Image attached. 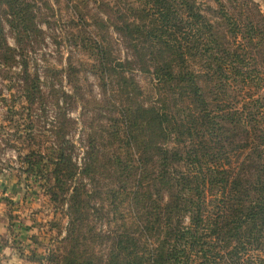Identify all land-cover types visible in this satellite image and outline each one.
<instances>
[{
	"label": "trees",
	"instance_id": "trees-1",
	"mask_svg": "<svg viewBox=\"0 0 264 264\" xmlns=\"http://www.w3.org/2000/svg\"><path fill=\"white\" fill-rule=\"evenodd\" d=\"M2 3L0 45L1 13L8 14L15 34H23L36 17L26 0ZM101 5L104 15L95 21L112 29L137 57L149 87L129 75L132 68L107 43L90 36L76 40L92 58L89 68L100 73L104 91L112 76L115 115L107 124L89 126L81 169L89 184L78 178L70 183L76 165L63 150L47 160L49 200L54 208L66 203L63 250L58 245L41 258L32 250L27 259L31 264H264L259 110L264 96H254L259 85L245 63L254 58L250 35L246 44L237 41L242 33L223 31L196 0ZM65 70L71 84L78 69L69 61ZM247 80L241 103L234 88ZM31 88L37 91L35 84ZM26 163L28 171L38 161Z\"/></svg>",
	"mask_w": 264,
	"mask_h": 264
},
{
	"label": "rangeland",
	"instance_id": "rangeland-1",
	"mask_svg": "<svg viewBox=\"0 0 264 264\" xmlns=\"http://www.w3.org/2000/svg\"><path fill=\"white\" fill-rule=\"evenodd\" d=\"M26 1L32 4L36 17L23 34H15L8 14L1 13L5 18L0 45V209L10 225L5 246L13 248L14 253L10 255V249L0 251V264H31L27 258L32 250L40 258L58 245L63 250L66 203L54 208L55 204L49 200V185L53 182L46 179L49 171L45 164L63 150L76 165V176L70 183L78 178L89 184L81 174L89 126L107 124L109 115H115L110 94L114 88L112 76L109 75L104 91L100 73L95 74L89 68L92 58L77 46L76 40L90 36L107 43L113 55L132 68L129 75L143 89L149 87L147 77L138 69L137 57L112 29L107 25L102 28L94 19L104 15L101 3L112 4V0ZM196 3L212 22H221L223 31L241 32L237 41L246 44L250 35L254 58L246 57L245 63L251 69L253 83L259 85L254 96H264V0H196ZM3 10L6 7L2 3L0 11ZM80 15L83 20L78 18ZM69 61L78 69L71 84L65 74ZM245 83L240 82L234 88L241 103L250 80ZM34 84L37 91L31 88ZM259 103L264 114V99ZM32 150L38 154L29 157ZM28 160L38 163L27 171ZM12 185H16L14 192L4 196Z\"/></svg>",
	"mask_w": 264,
	"mask_h": 264
},
{
	"label": "crops",
	"instance_id": "crops-1",
	"mask_svg": "<svg viewBox=\"0 0 264 264\" xmlns=\"http://www.w3.org/2000/svg\"><path fill=\"white\" fill-rule=\"evenodd\" d=\"M0 181H2V180H0ZM3 182L5 184L6 181H3ZM15 186L14 185H12L11 187L9 186L10 190L5 192L4 196H6L7 193L10 194V193L14 192ZM1 196H2V193H0V197ZM0 206H2V205H0ZM7 221H8V218L5 219V216L3 215V213L0 209V251L5 252L6 250L3 251V249H10L9 254L12 255L14 253L13 248L5 246V241H7L6 233H7L8 227H10L9 222H7ZM20 229L22 230L24 228L20 226ZM1 252H0V254H1Z\"/></svg>",
	"mask_w": 264,
	"mask_h": 264
}]
</instances>
